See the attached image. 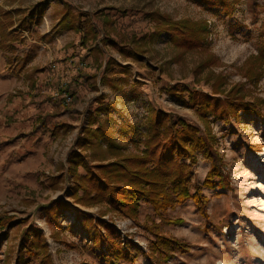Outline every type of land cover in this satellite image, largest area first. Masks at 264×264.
I'll return each mask as SVG.
<instances>
[{"label": "rangeland", "instance_id": "1", "mask_svg": "<svg viewBox=\"0 0 264 264\" xmlns=\"http://www.w3.org/2000/svg\"><path fill=\"white\" fill-rule=\"evenodd\" d=\"M67 3L85 28L88 23L96 28L95 39L90 31L82 42V32L58 23ZM39 6L41 14H30ZM15 7L22 12L2 15V10ZM151 9L173 18L205 19L207 51L219 63L195 73L208 52H183L167 31L137 44L155 29L148 16ZM21 17L29 22L27 27L19 25ZM107 37L117 43H105ZM262 39L264 0H240L232 16L205 8L198 0H0V53L5 57L0 63V215L10 217L0 227V264H14L28 226L43 231L54 264H106L81 228L84 212L113 224L121 241L131 239L142 251L149 250L153 236L141 224L146 216L159 221L153 206L142 200L133 219L105 204L74 203L69 188L75 179L68 160L73 150L91 152V147L80 146L81 140L85 129L100 124L125 150H142L151 107L177 114L202 130L209 126L229 175L227 185L216 180L214 188H202L211 197L206 206L211 223L191 198L166 209L165 216L182 221L162 224V232L194 244L166 264H264V109L262 116L246 114L230 122L209 116L205 124L180 100L192 89L210 93L204 80L209 70L221 71L226 87L243 82L248 98H264V69L257 85L247 82L240 70ZM95 43L98 51L92 49ZM123 44L140 52L127 56L119 50ZM208 168L209 162L197 153L192 184H201ZM77 171L84 169L79 166ZM56 175L60 180L54 187L50 177ZM52 206L56 212L50 220ZM28 264L42 262L33 258ZM118 264L153 263L140 254L133 262Z\"/></svg>", "mask_w": 264, "mask_h": 264}, {"label": "trees", "instance_id": "2", "mask_svg": "<svg viewBox=\"0 0 264 264\" xmlns=\"http://www.w3.org/2000/svg\"><path fill=\"white\" fill-rule=\"evenodd\" d=\"M198 1L205 8H217L224 15L232 16L240 0ZM73 10L71 4H65L58 23L82 32V42L89 38L86 32L90 31L92 32L90 36L95 39L96 28L90 23L85 28L83 26L85 21L81 22L80 14H75ZM15 12H22L21 8L2 10V15L8 17ZM35 12L42 13L40 6L33 7L29 13L33 15ZM148 16L154 21L155 29L149 34L145 33L138 41L134 40V43L137 41V44H141V40L147 36L152 37L158 32L167 31L170 41L183 52L207 51L209 28L205 19L173 18L158 9H151ZM28 23L26 18H20V26L27 27ZM102 40L105 43H117V40L111 37ZM126 45H119V50L127 56H135L140 52L137 47L127 49ZM92 49L98 51L99 43H95ZM217 58L211 51L206 53L194 67L195 73L218 64ZM263 69L264 39L259 42L256 52L249 54L240 66L242 76L252 85L258 84ZM204 80L210 85V93L192 89L188 90L187 98L182 96L180 100L184 106L193 108L205 124L211 121L209 116L225 122L246 114L262 116L264 98H248L247 93L242 92L243 82L226 87V76L221 71L213 70L205 73ZM180 89L183 91L182 87ZM150 111L146 120V133L142 139L144 145L142 150L139 148L134 151L125 150L117 143L110 129L100 124L95 128L85 129L87 134L81 140L80 146L91 147L89 154L75 150L69 154L68 168L75 179L74 185L69 189L72 190L71 197L74 203L86 207L105 204L109 210L137 219L140 202L146 200L159 216V221L146 216L145 222L141 224L153 236L149 250L145 252L131 239L121 241L113 224L84 212L81 228L101 250L106 264L133 262L140 254L145 255L153 264H166L175 254L187 253L194 245L191 241L166 234L160 228L164 223L174 224L182 221L181 218L165 216L166 209L191 198L205 218V222L211 223L206 211L211 197L204 194L202 188H214L217 185L216 180L222 186L229 182L223 157L216 147V136L209 126L202 130L198 125L186 121L177 114L153 107ZM100 139H104V143L100 142ZM199 152L209 162V168L201 184H192L191 166L197 162ZM79 166L83 167V173L77 171ZM59 178L57 175L50 177V184L57 187ZM51 208L50 220L52 213L56 212V207ZM9 218L0 215V227H3ZM202 228L208 230L206 224ZM33 258H39L42 264H54L43 231L38 227L28 226L22 234L14 264H28Z\"/></svg>", "mask_w": 264, "mask_h": 264}, {"label": "crops", "instance_id": "3", "mask_svg": "<svg viewBox=\"0 0 264 264\" xmlns=\"http://www.w3.org/2000/svg\"><path fill=\"white\" fill-rule=\"evenodd\" d=\"M17 47V46H16ZM18 48V47H17ZM0 63H5V57L0 53ZM1 74V73H0ZM2 75V74H1ZM6 76V75H4ZM8 77L7 79L11 78L10 76H6Z\"/></svg>", "mask_w": 264, "mask_h": 264}]
</instances>
